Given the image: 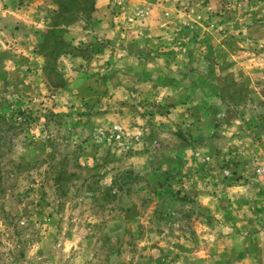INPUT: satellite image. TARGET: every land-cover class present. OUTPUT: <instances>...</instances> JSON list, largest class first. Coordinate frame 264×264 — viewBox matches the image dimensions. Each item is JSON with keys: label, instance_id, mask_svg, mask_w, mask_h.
Returning a JSON list of instances; mask_svg holds the SVG:
<instances>
[{"label": "rangeland", "instance_id": "374dc122", "mask_svg": "<svg viewBox=\"0 0 264 264\" xmlns=\"http://www.w3.org/2000/svg\"><path fill=\"white\" fill-rule=\"evenodd\" d=\"M19 1L0 264H264V0Z\"/></svg>", "mask_w": 264, "mask_h": 264}, {"label": "crops", "instance_id": "0c3cea01", "mask_svg": "<svg viewBox=\"0 0 264 264\" xmlns=\"http://www.w3.org/2000/svg\"><path fill=\"white\" fill-rule=\"evenodd\" d=\"M47 2L50 1V3L53 2V0H46ZM19 0H0V11L2 14H4V10L7 12L9 11V9L12 10H16L19 11L20 9V5H19ZM38 2V1H37ZM37 2H31L30 7L32 8L34 6V4H36ZM28 3V2H27ZM7 4H9V6H6ZM52 6V5H51ZM99 0H90L89 1H85V0H72L70 3L69 7H64L63 2L61 1L60 7H61V13L63 15V17L61 16L60 20H61V26H66L69 23V19H78V15L83 16V14L86 15L89 14L91 17H89V20H91L90 18H95L94 14L98 12L99 10ZM3 11V12H2ZM14 12H12L13 14ZM77 17V18H76ZM17 20V19H15ZM20 21V19H18ZM16 24H20V23H16ZM3 34V31L0 29V35Z\"/></svg>", "mask_w": 264, "mask_h": 264}, {"label": "trees", "instance_id": "16d2710c", "mask_svg": "<svg viewBox=\"0 0 264 264\" xmlns=\"http://www.w3.org/2000/svg\"><path fill=\"white\" fill-rule=\"evenodd\" d=\"M78 166H79V168H84L81 165H78ZM64 174H66V170L65 171H62V172H59L58 179H57V183L59 185V189L60 188H63V186H64L63 185V180L66 177ZM70 174L75 175L76 174V171H72Z\"/></svg>", "mask_w": 264, "mask_h": 264}]
</instances>
